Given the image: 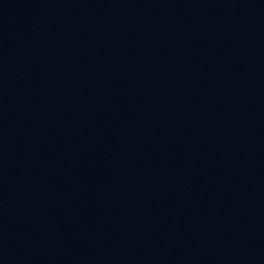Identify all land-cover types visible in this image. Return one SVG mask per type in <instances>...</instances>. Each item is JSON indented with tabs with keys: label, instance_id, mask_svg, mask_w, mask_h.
<instances>
[{
	"label": "water",
	"instance_id": "95a60500",
	"mask_svg": "<svg viewBox=\"0 0 264 264\" xmlns=\"http://www.w3.org/2000/svg\"><path fill=\"white\" fill-rule=\"evenodd\" d=\"M0 264H264V0H0Z\"/></svg>",
	"mask_w": 264,
	"mask_h": 264
}]
</instances>
